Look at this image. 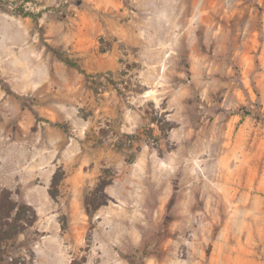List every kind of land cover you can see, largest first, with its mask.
Instances as JSON below:
<instances>
[{
    "label": "rangeland",
    "instance_id": "1",
    "mask_svg": "<svg viewBox=\"0 0 264 264\" xmlns=\"http://www.w3.org/2000/svg\"><path fill=\"white\" fill-rule=\"evenodd\" d=\"M241 107L264 115V0H0V201L37 213L0 264H264V119Z\"/></svg>",
    "mask_w": 264,
    "mask_h": 264
},
{
    "label": "trees",
    "instance_id": "2",
    "mask_svg": "<svg viewBox=\"0 0 264 264\" xmlns=\"http://www.w3.org/2000/svg\"><path fill=\"white\" fill-rule=\"evenodd\" d=\"M25 15H32L36 18V15L32 13H27ZM66 63L72 67H76L80 70V72L84 73L87 77H90L91 74L86 70L82 69L81 66L73 61L70 58H67ZM111 81V80H110ZM239 111H243L246 114L252 115L258 119H264V115L255 109H250L246 107H241ZM151 122L156 124L160 131L162 132V136L166 137L169 132L172 130L173 126L170 124L169 120L165 116H153L151 117ZM61 127H65L63 124H57ZM153 135V134H152ZM124 137L127 140L128 147H134L136 134L133 133H125ZM156 141H159V138H156ZM116 145L122 149L124 146H121L119 142H116ZM137 158V153L134 152L131 154L130 162H134ZM66 176L64 170L59 167L53 174L50 194L53 198H57L60 194L59 185L61 181ZM115 178L114 171L111 168H104L102 170V174L99 177V181L94 189L88 193L85 197V206L86 212L90 216L93 217L94 211L98 209L100 206L106 204L108 202V194L107 187L113 182ZM6 194L7 193H3ZM37 217V213L35 208L28 204H19L16 201L8 199L5 196L4 199L0 201V253L3 251V241H6L16 235L21 229H24L26 226L31 225ZM87 258L83 256L82 258H74L71 261V264H85Z\"/></svg>",
    "mask_w": 264,
    "mask_h": 264
}]
</instances>
